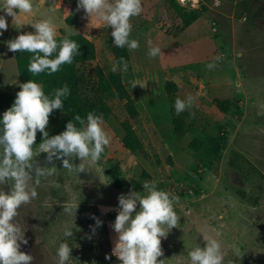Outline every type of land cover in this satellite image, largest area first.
Here are the masks:
<instances>
[{
    "label": "rangeland",
    "instance_id": "1",
    "mask_svg": "<svg viewBox=\"0 0 264 264\" xmlns=\"http://www.w3.org/2000/svg\"><path fill=\"white\" fill-rule=\"evenodd\" d=\"M43 1H31L32 11L19 16L32 17L33 22L51 17L57 36L61 32L86 34L97 47L96 60L81 68L86 75L84 91L89 95L87 80L94 69L112 73L116 64L112 29L95 15L90 22L84 10L76 11L77 0ZM170 1L142 0L141 14L130 21V39H137L139 47L129 49L133 58L127 62V70L115 72L124 74L132 89V81L146 84L140 82L144 77L137 74L138 65L168 76L179 74L180 95L194 97L191 109L182 112L188 120L185 141L199 139L203 147L195 151L187 145L186 150H178L175 162L169 144L183 138L171 141L164 131L161 141L143 130L146 147L142 152L133 154L114 138L100 160L86 164L83 173L68 172L55 161L57 170L51 176L41 178L38 186L30 182L38 196L22 205L14 218L25 231L28 242L20 250L33 256L31 264H56V249L64 240L73 247L74 259L68 264H119L115 256L106 259L116 238L111 224L117 215L118 196L130 190L142 192L145 180L156 181L158 188L179 198L174 204L177 225L161 240L163 256L158 259H166L165 264H184L179 255L198 243L203 247V235L215 236L213 228L222 233L216 238L222 245L223 264L232 260L234 264H264V0L251 1L249 11H243L239 0H201L196 9L206 5L208 10L178 35L182 26ZM149 40L161 49L157 57L147 54ZM5 41L6 36L0 42V95L16 96L20 90L18 68ZM217 56L216 67L207 69L205 65ZM189 69L192 75H183ZM137 88L133 89L136 98ZM177 93L170 96L175 99ZM218 98L233 101L228 114L218 110L214 103ZM106 99L114 112L110 121L119 128L127 114L125 105L114 92ZM162 119L165 121L164 116ZM143 120L147 122L145 117ZM59 129L52 112L46 130L55 135ZM36 142H41L39 131ZM45 156L42 153L34 159L43 163ZM72 162L78 165L79 159ZM68 206L73 207L72 214L63 211ZM92 214L103 221L94 233ZM65 227L74 231L73 237L63 235ZM234 243L240 248L239 257L233 255Z\"/></svg>",
    "mask_w": 264,
    "mask_h": 264
},
{
    "label": "clouds",
    "instance_id": "2",
    "mask_svg": "<svg viewBox=\"0 0 264 264\" xmlns=\"http://www.w3.org/2000/svg\"><path fill=\"white\" fill-rule=\"evenodd\" d=\"M33 9L31 0H3L0 10V36L8 29L7 17L18 21L19 14L30 13ZM84 10L90 19L95 15L99 21L111 27L110 35L114 38L115 47L136 49L137 39H130L132 31L131 18L141 14L142 0H77L76 11ZM34 32H22L13 39L5 41L11 52H28L30 57L27 71L33 75L47 73L51 75L60 70L61 65L71 64L79 55L80 45L65 35L57 40V26L49 17L38 19L30 24ZM89 26V25H88ZM148 56L157 57L161 49L148 42ZM205 67L212 70L216 61ZM127 60L121 56L111 68L113 72L126 71ZM133 89L138 85L132 81ZM19 91L11 107L0 114V264H31L33 256L21 251V244H27L25 231L15 221L18 209L35 198L38 193L30 182L40 185L41 178L51 176L56 170L55 161H60L62 168L68 172H85L86 164L94 165L110 144L111 137L103 127V114L89 111L86 117L76 114L67 122L65 130L50 135L46 130L49 116L53 110H63L64 101L70 95L68 84L53 89L45 94L42 84L33 79L18 84ZM194 97L188 94L184 98L177 96L174 109L177 114L191 109ZM190 116L195 117L194 112ZM41 133V142L36 144L37 132ZM35 146V147H34ZM46 154L41 163L34 157ZM79 159V164L72 161ZM143 191L130 190L118 196V207L115 221L111 228L116 233L111 255L119 264H165L161 248L162 238L177 225V213L174 204L178 197L160 189L156 181H143ZM72 214L73 207L63 209ZM77 209H75V213ZM95 224L90 226L93 233L103 225L95 214L91 215ZM35 227V226H34ZM170 230V231H167ZM215 236L203 235L204 246L199 243L185 248L179 255L184 264H223L224 254L220 240L216 237L222 233L213 228ZM74 231L65 227L63 235L73 237ZM91 238V237H89ZM235 257L240 256L238 244H232ZM73 247L68 240L61 241L56 249V264H68ZM76 260V259H75ZM96 264V261H92ZM229 264H234V260Z\"/></svg>",
    "mask_w": 264,
    "mask_h": 264
},
{
    "label": "trees",
    "instance_id": "3",
    "mask_svg": "<svg viewBox=\"0 0 264 264\" xmlns=\"http://www.w3.org/2000/svg\"><path fill=\"white\" fill-rule=\"evenodd\" d=\"M239 1L242 5L243 11L250 10L251 1L253 0ZM170 6L177 15L182 26L180 31L175 35H178L191 27L202 18L203 14L208 10L206 5H202L200 9H186L180 7L175 0L170 1ZM65 35L77 41L80 45L79 55L74 57L71 64L65 63L61 65L60 70L51 75H48L47 73H40L37 75L29 73L27 71V64L31 54L28 52H14L20 82L23 83L33 79L42 84L45 94L50 93L57 87H62L65 83L68 84L70 95L64 101V109L53 110L60 123L58 134L65 130L67 122H69L76 114L81 115V117H86L89 111H94L97 114H103L104 121L109 120L114 116V112L109 105L106 96L108 93L114 92L117 98L124 103L128 116L127 121L120 123L124 132V137L122 139L123 147L133 154L142 152L144 150L143 141L132 123L139 118L140 112L136 99L132 97L128 86L124 82L122 73H106L101 67H96L91 73L93 79L89 78L87 80L89 84L88 95L84 91L86 75L81 71V68L82 66L90 64L96 60L97 47L90 38L83 34H66L65 32H61L60 36H57L56 39L60 40ZM112 53L116 63L121 56L125 57L127 62L131 59L130 51L126 46L124 48L113 46ZM166 90L169 95H175L178 92L179 87L174 81H168L166 83ZM14 100L15 95L12 93H4L0 95V114L11 107ZM214 103L218 110L224 114H228L234 106V103L231 100L215 99ZM172 111L175 135L177 139H182L187 132V128H185V114L181 112L179 113L181 116L177 115L174 106ZM202 147L203 142L199 139H194L190 143V148L195 151H200ZM242 197L245 198L246 195L243 193Z\"/></svg>",
    "mask_w": 264,
    "mask_h": 264
},
{
    "label": "crops",
    "instance_id": "4",
    "mask_svg": "<svg viewBox=\"0 0 264 264\" xmlns=\"http://www.w3.org/2000/svg\"><path fill=\"white\" fill-rule=\"evenodd\" d=\"M43 2H46V0H44ZM2 3H3V0H0V6H2ZM35 3L39 5V3L37 2ZM0 14H5V13H3L2 10H0ZM13 19H14L13 17H10V16L7 17L8 29L3 32L2 36H0V42L4 36H6L8 40L9 38L10 39L15 38L22 32H34L35 31L30 25L31 23H33L32 17L23 18L22 16H19L18 21L14 23H13ZM75 34H81V33H75ZM84 35L91 39L89 35H86V34ZM131 58H133L132 55H131ZM212 59H214V57ZM137 70H138L137 74L144 77L143 79H141L140 82L146 83V84H140V85L138 83L139 85V86L137 85L138 87L137 89L139 92L138 98H136L137 94L134 93V90L131 87H129L130 85L128 83H126V77L123 74L125 84L129 85L128 86L129 91L132 97L136 99L137 106L140 112L139 119L133 122V126L135 130L137 131L142 141L144 140L143 139L144 137L142 136L143 130H146V131L148 130V131H151L152 134H156L157 137L161 141H164V138H165L163 137L165 135L164 131H167V134L169 133L166 136V138L171 139V141H173L172 139L174 138L177 139L175 135L174 124H173V111H172L175 99H173V97H171L168 94L166 90V83L168 81H174L179 87V93H177V96L184 98L183 95H180L181 80H180V76H178L179 74L177 76H172V74L168 76V74H163V72L161 71L159 72L158 70H155L156 72L150 71V70L146 71L142 69L139 65H138ZM183 75H187L190 77L192 75V70L189 69L187 72L183 71ZM112 93L113 92H110L109 94H112ZM160 105H163V106H160ZM163 116L165 117L164 119L165 121H163L162 119ZM144 117L146 118L147 122L143 120ZM127 119H128V116L126 114V116H124V118L121 119L120 121L123 122ZM186 121L188 122V120ZM110 123L111 121L109 119L107 121H104V124H103V127L107 131L108 135L111 137L110 142H112L114 138H119V142H120L119 145H121L122 139L124 137V132L122 129H120L119 125H118L119 126L118 128L116 124H114L115 125L114 126L112 123L111 124ZM185 138L186 136L183 137L182 142L178 141V143H175L173 141L172 144L167 143L172 148L171 154L175 158L174 159L175 162L177 161L176 157H177L178 150H186L187 145L190 148L191 142L186 143ZM143 144L145 146L144 142Z\"/></svg>",
    "mask_w": 264,
    "mask_h": 264
},
{
    "label": "built area",
    "instance_id": "5",
    "mask_svg": "<svg viewBox=\"0 0 264 264\" xmlns=\"http://www.w3.org/2000/svg\"><path fill=\"white\" fill-rule=\"evenodd\" d=\"M175 2L180 7L186 9H196L200 5L201 0H175Z\"/></svg>",
    "mask_w": 264,
    "mask_h": 264
},
{
    "label": "flooded vegetation",
    "instance_id": "6",
    "mask_svg": "<svg viewBox=\"0 0 264 264\" xmlns=\"http://www.w3.org/2000/svg\"><path fill=\"white\" fill-rule=\"evenodd\" d=\"M245 199V198H244Z\"/></svg>",
    "mask_w": 264,
    "mask_h": 264
}]
</instances>
